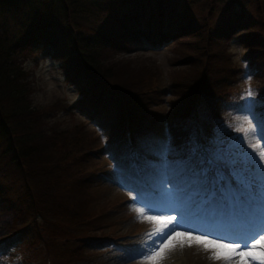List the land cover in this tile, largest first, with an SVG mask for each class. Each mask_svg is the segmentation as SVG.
Wrapping results in <instances>:
<instances>
[{"label":"trees","instance_id":"trees-1","mask_svg":"<svg viewBox=\"0 0 264 264\" xmlns=\"http://www.w3.org/2000/svg\"><path fill=\"white\" fill-rule=\"evenodd\" d=\"M193 1L0 0L1 258L18 256L20 248L39 238L42 242L37 248H54V242L70 240L64 235L67 219L80 224L114 208L116 201L92 213L77 199L87 198L89 188L100 182L113 183L115 173L133 176L147 185L148 178L162 165L158 158L169 154L171 167L198 181L196 170L202 162L216 148L228 149L225 147L235 135H244L235 129L246 126V121L232 123L239 115L237 107H247L236 81L243 66L236 69V76L230 78L224 91H216L217 84L209 80L208 62L213 58L209 49L216 36L230 37L234 29H244L231 37L245 45L243 60L249 64L258 88L251 103L256 113L264 112V35L258 32L248 2L211 0L212 22L201 23L191 10ZM182 33L195 37L196 44L182 58L185 62L188 59L182 68L187 70L184 76L189 84L184 89L175 87L182 79L170 84L171 88L174 84L172 92L181 97L172 98V109L159 114L148 108L158 103L163 89H155L143 78L120 75L117 61L110 56L136 42H149L154 47L167 44ZM47 55L59 58L64 79L79 93L72 106L61 97L48 105L32 100V68L28 64ZM55 110L85 113L100 127L105 142L99 143L100 136L94 135L81 138L83 144L79 143L77 134H83L59 128L56 120L50 119ZM223 122L230 128L218 130ZM101 154L109 162L107 171L99 167ZM113 160H119L116 165L120 169H114ZM221 171L230 175L228 167L221 166ZM23 182L30 184L32 194L19 205L26 193ZM51 204L57 212L50 217L47 207ZM16 220L25 224L18 226V222L15 227ZM83 236L79 244L85 246L105 239L102 235ZM78 247L63 252L71 257L80 251Z\"/></svg>","mask_w":264,"mask_h":264},{"label":"rangeland","instance_id":"rangeland-1","mask_svg":"<svg viewBox=\"0 0 264 264\" xmlns=\"http://www.w3.org/2000/svg\"><path fill=\"white\" fill-rule=\"evenodd\" d=\"M211 0H194L191 4V10L196 14V18L203 23L207 21L212 22V15L209 14V6ZM249 4L250 11L255 16L257 20L258 32L264 35V0H246ZM187 2V1H185ZM115 4V1H113ZM210 15L209 18L206 16ZM243 28H237L232 31L229 35L230 37H215L210 45V52L213 58L208 62L211 70L209 71V80L213 84H217L215 90L220 91L229 86H225L230 83V78L236 76V69L241 65L243 66V54L245 53V45L237 38L231 37V35L242 32ZM190 36L186 33H182L177 36L172 41L167 44L157 45L154 47L149 42H136L133 45L124 47L123 49L115 50V54H111V59L115 60L116 71L118 70L120 75L129 74L140 79H145V81L152 82L155 89H163V93L158 103H151L149 105L150 109H155L157 113L168 112L172 109V98H180L181 95L172 92L170 84L175 83L176 80L182 79L180 84H175V87H187L189 81L185 77V68H182L187 61H183L182 58L186 57L185 54L193 47L195 40L189 38ZM244 47V48H243ZM113 55V57H112ZM32 68L30 74V81L33 88L31 97L32 100L38 104H50L54 102L57 97H61L69 103L72 104L78 99L79 93L74 88L73 85L69 84L63 76L62 68L60 65L59 58L52 55H47L40 59L38 62L34 63L30 60L28 64ZM131 70L135 71L133 74ZM185 75V76H184ZM231 76V77H230ZM140 79H137L139 81ZM238 79V80H237ZM236 79L240 85L241 96H246L247 102L251 101V97H247L246 92L249 88L253 90V95L258 91L255 86L256 80L252 76V70L247 65L246 69L240 74ZM222 91V92H223ZM33 104V102H31ZM50 119H55L58 123L59 128H69L71 132L81 133L83 135L77 134L79 143H82L81 138H92V136L97 135L100 138V142L104 141V136L95 121L88 115L82 112L74 111H58L52 112ZM86 121L87 123L83 122ZM246 119L236 120L234 122L241 123ZM83 123V126L79 125ZM51 124H55L52 120ZM222 128L226 127V124L221 125ZM103 140V141H102ZM246 141V140H245ZM105 142V141H104ZM248 142V141H247ZM83 144V143H82ZM258 149L260 151L264 150V143H259ZM87 150V149H86ZM105 155V153H104ZM102 159L99 167L108 170L109 162H105L106 158L101 154ZM171 159L169 154L161 155L158 161L164 163ZM111 162V161H110ZM119 160H113L112 164L114 169L118 170L116 164ZM7 164V163H5ZM92 164V162H90ZM88 167V166H87ZM86 167V168H87ZM88 170V169H87ZM132 174H135L132 172ZM181 175V174H180ZM183 176V175H181ZM87 177V174H86ZM154 180L151 182L153 184ZM190 182L187 180L183 181V185L188 187ZM25 188V192L19 199V205L25 204L31 196L30 184L24 183L22 185ZM134 183L130 182L126 176L118 175L115 173V180L113 183L110 182H100L89 188V196L79 197L78 202L86 209L92 213L95 211L103 210V205H112L115 201L114 208H108L101 213L100 218H85L83 223L74 224L73 221L68 220L67 225H65L64 235H69L70 240L66 239L60 243H55L56 247L42 249L37 248L39 242H42V238L38 242L30 243L28 246L20 248L16 253L18 256H13L8 254L4 256V259H0V264H151L142 252H147L148 249L146 245L151 244L152 241L147 237V233L154 231L157 228V224L154 221L147 220L140 216V214L135 210L140 205L133 204L132 198L136 195V192L130 191L137 190L134 188ZM144 190V187L137 191ZM27 194V195H25ZM149 195L151 192L149 191ZM128 201H126L127 199ZM196 197V196H195ZM193 197L191 200L187 199L185 201L184 196L181 200L182 215L186 212L191 221L196 223L198 219L197 215H192L191 212L194 211L196 207L192 206ZM28 205H32L29 203ZM76 205V204H75ZM105 205V206H106ZM77 207V206H76ZM115 207H117L115 209ZM48 214L51 216L56 215L55 204L48 205ZM19 210V209H18ZM190 213V214H189ZM218 210L213 213V217L216 216ZM153 213H148L145 211V216L152 215ZM246 214V211L243 212ZM20 217L17 215L16 219ZM28 216H23V218H28ZM204 217V216H203ZM200 217V220L203 218ZM179 218V217H178ZM214 220V218L212 219ZM20 220L15 221V227ZM65 223V224H66ZM25 224L19 222L18 226ZM86 238L88 236H105L103 241L92 246H85L83 242L79 244L80 236ZM64 242L66 244H64ZM80 251H77L73 256L69 257L63 252V249H70L71 247H76ZM62 249V250H61ZM77 249V248H76ZM61 250V252H60ZM177 253V257L180 259V264H226L225 261H216L211 259V253L205 252L201 247L193 245L192 247L181 248L177 244L174 250H169L166 252V258L161 262V264H170L169 259L172 253ZM14 253V252H12ZM24 254V258H20V255ZM51 257V260L48 258ZM171 259V258H170ZM173 259V258H172ZM70 260V261H68ZM68 261V262H67Z\"/></svg>","mask_w":264,"mask_h":264},{"label":"snow or ice","instance_id":"snow-or-ice-1","mask_svg":"<svg viewBox=\"0 0 264 264\" xmlns=\"http://www.w3.org/2000/svg\"><path fill=\"white\" fill-rule=\"evenodd\" d=\"M246 95L252 97L253 90L249 88ZM235 131L244 133L238 137L244 152L229 149L215 151L207 161L202 162L199 170L195 169L200 187L187 199L199 195L202 204L224 208L225 202L228 206L233 204V197L236 202L245 197L246 210L259 206L254 202L264 195V150L256 152L254 149L257 145L249 148L245 137L251 134L264 140V112L256 113L253 104L249 103L246 126L242 124ZM221 166L230 169L231 179L224 175ZM153 180L149 190L129 189L136 192L132 198L133 204L140 205L135 210L141 217L157 224L154 231L146 234L152 243L146 245L147 252H142L151 264H161L166 252L174 250L177 244L181 248L199 246L211 253V259L223 260L226 264H264V214L251 211L231 227L205 228L192 222L186 212L182 215L179 210L187 191L183 176L165 161ZM146 210L153 214L145 216Z\"/></svg>","mask_w":264,"mask_h":264},{"label":"bare ground","instance_id":"bare-ground-1","mask_svg":"<svg viewBox=\"0 0 264 264\" xmlns=\"http://www.w3.org/2000/svg\"><path fill=\"white\" fill-rule=\"evenodd\" d=\"M177 253H172V255H170L169 257L171 258H169V259H167V261H169L170 262V264H180V258L179 257H177ZM173 258V259H172Z\"/></svg>","mask_w":264,"mask_h":264}]
</instances>
